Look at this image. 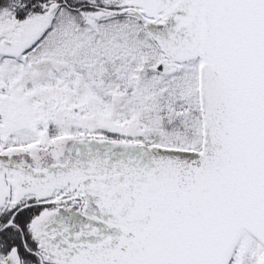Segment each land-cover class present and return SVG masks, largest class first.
<instances>
[{
	"label": "snow or ice",
	"instance_id": "snow-or-ice-1",
	"mask_svg": "<svg viewBox=\"0 0 264 264\" xmlns=\"http://www.w3.org/2000/svg\"><path fill=\"white\" fill-rule=\"evenodd\" d=\"M0 264H264V0H0Z\"/></svg>",
	"mask_w": 264,
	"mask_h": 264
}]
</instances>
